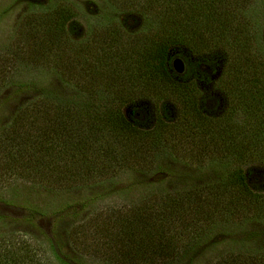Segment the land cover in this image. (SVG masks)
<instances>
[{"label":"trees","instance_id":"16d2710c","mask_svg":"<svg viewBox=\"0 0 264 264\" xmlns=\"http://www.w3.org/2000/svg\"><path fill=\"white\" fill-rule=\"evenodd\" d=\"M103 1L109 12L85 41L72 37L75 10L61 5L25 18L0 57L5 76L17 64L52 71L67 88L0 78L13 94H34L0 125V187L78 192L50 212L22 207L51 218V261L37 240L0 232V264H77L71 254L193 264L200 253L190 252L216 232L238 246L214 264H264V178L248 174L264 166V0ZM175 50L187 56L181 75ZM218 56L225 108L213 114L218 100L182 79L190 58L202 67ZM140 101L153 105L149 128ZM61 222L65 250L52 240Z\"/></svg>","mask_w":264,"mask_h":264},{"label":"rangeland","instance_id":"374dc122","mask_svg":"<svg viewBox=\"0 0 264 264\" xmlns=\"http://www.w3.org/2000/svg\"><path fill=\"white\" fill-rule=\"evenodd\" d=\"M61 5H70L75 10L78 19L70 30L72 37L81 41H85L88 38L90 34L88 30L89 25L95 22L99 11L104 10L109 12V8L103 0H0V57L6 56L8 54L6 51L11 50L19 24L25 18L47 13L52 8ZM170 57L171 59L176 57L187 59L185 52L180 50L172 51ZM201 62V60L190 58L187 76L182 80L196 82L204 97L216 98L218 100V109L213 114H219L224 110L225 102L222 95L215 89L214 83L221 70L222 57H210L206 61L210 66L202 65L201 67ZM15 66L17 64H13L8 76L0 73V78L4 77L7 79L12 77L11 79L16 83L23 81L37 82L41 86L47 85L60 92L67 91V88L59 83L57 76L52 71H38L32 67ZM13 92L12 87L8 83L0 84V125L6 123L15 109L23 105L25 101L34 95L33 92H17V94H13ZM137 108L144 112L146 120L144 127H151L154 121V109L151 102L140 101L137 104ZM126 114L130 115V110H126ZM171 165L178 168L181 167L178 163H171ZM249 173L260 175L264 178V166L253 165L248 168ZM258 188L264 192V183L258 186ZM146 191V188L136 189L123 197H127V201H130L138 198ZM77 195L78 192L53 195L38 187H32L20 182L8 185V187H0V217H2L0 219V232H16L21 235H27L29 239L37 240L45 248L46 256L51 261V252L49 251L47 241L48 237L51 238V218L41 217L36 214L32 216L29 214L31 212L24 210L22 207L31 206L42 210L46 208V211L50 212L57 205L61 206L62 203L76 198ZM84 215L83 213L82 216ZM25 217H30L32 220L25 222ZM65 221L69 222L68 219H65ZM67 223L61 222L58 225L56 236L52 239L57 246L62 247L64 250L63 244L66 241L65 238L68 232ZM43 232L45 235L42 234ZM224 239L218 232L204 238L199 247L190 252V255L200 253V255L198 254L200 257L193 264H214L222 253L231 249L232 246V249H236V246H238L235 243L230 244L229 241L222 243ZM225 240L228 239L226 238ZM67 248H69L68 245L66 251H68ZM201 251L203 252L202 254ZM70 256L75 259L76 263L78 262L77 264H105L99 261H88L86 256L81 258L78 254H71Z\"/></svg>","mask_w":264,"mask_h":264},{"label":"water","instance_id":"95a60500","mask_svg":"<svg viewBox=\"0 0 264 264\" xmlns=\"http://www.w3.org/2000/svg\"><path fill=\"white\" fill-rule=\"evenodd\" d=\"M171 64H172V69L177 74L181 75L185 72V64L181 58L178 57L174 58Z\"/></svg>","mask_w":264,"mask_h":264}]
</instances>
